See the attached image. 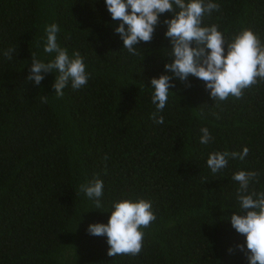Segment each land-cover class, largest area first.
I'll list each match as a JSON object with an SVG mask.
<instances>
[{"label":"trees","instance_id":"trees-1","mask_svg":"<svg viewBox=\"0 0 264 264\" xmlns=\"http://www.w3.org/2000/svg\"><path fill=\"white\" fill-rule=\"evenodd\" d=\"M211 2L219 9L203 26L217 25L228 42L251 29L264 45V0ZM172 16L161 14L152 40L131 55L106 0H0V264H249L246 237L230 222L246 214L236 208L232 177L257 171L249 194L264 192V80L215 102L202 80L173 77L164 123H154L150 82L171 59L163 21ZM53 23L60 46L79 51L90 73L78 90L69 82L62 98L55 71L39 85L27 79L32 53L45 62L55 56L44 51ZM9 47L17 50L11 60ZM203 127L208 144L200 143ZM244 147L243 160L229 157L217 173L207 166L213 152ZM94 178L103 181L102 209L80 191ZM123 199L150 200L156 219L141 229L138 255L111 257L107 237L87 229L108 223Z\"/></svg>","mask_w":264,"mask_h":264},{"label":"clouds","instance_id":"clouds-1","mask_svg":"<svg viewBox=\"0 0 264 264\" xmlns=\"http://www.w3.org/2000/svg\"><path fill=\"white\" fill-rule=\"evenodd\" d=\"M106 6L112 20L121 23L115 28L123 40V48L129 54L137 55V46L141 41L150 42L160 16L166 12L173 13L172 18L165 19L167 26L165 36L171 39L170 61L165 64V73L151 79L154 89L152 103L156 111L150 118L156 124H163L164 117L159 115L165 108L172 78L187 82L190 75L205 82L210 96L216 101H224L229 96L241 98L243 91L264 80V45L251 30L245 29L230 42L226 41L217 25L203 26L205 14L218 10L219 5L208 0H106ZM130 9V10H129ZM179 9V10H178ZM125 25L127 27H125ZM60 31L56 23L47 25L44 51L55 54L48 62L38 59L32 53V64L27 79L39 85L49 72L57 73L53 88L57 98L64 96V89L71 82L74 90L88 83L90 73L79 51L70 56L68 50L60 46L57 34ZM227 44V54H225ZM17 50L9 47L4 56L11 60ZM47 102V96L41 97ZM201 144H208L212 139L207 127L200 129ZM249 153L248 147L242 152H213L206 163L212 173H217L228 165V159L243 160ZM257 171L240 170L232 179L239 183L237 206L246 210V214L233 213L230 217L232 227L246 237L245 245H238L249 260V264H264V192L249 194L250 182L257 181ZM80 191L94 200L95 208L102 209L103 181L94 178L80 186ZM108 223H92L87 231L93 236H106L109 245L108 255H138L143 246L144 232L156 219L150 200L123 199L114 202ZM229 251H232L230 249Z\"/></svg>","mask_w":264,"mask_h":264}]
</instances>
